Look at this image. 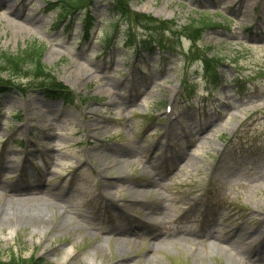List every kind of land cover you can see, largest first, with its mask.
<instances>
[{"label": "rangeland", "instance_id": "1", "mask_svg": "<svg viewBox=\"0 0 264 264\" xmlns=\"http://www.w3.org/2000/svg\"><path fill=\"white\" fill-rule=\"evenodd\" d=\"M110 2L80 40V21L51 29L46 0H0V52L46 43L43 62L77 95L0 96L3 257L264 264V0L132 2L180 26L218 22L201 41L223 60L217 87L201 60L187 65L190 39L160 27L122 21L103 51Z\"/></svg>", "mask_w": 264, "mask_h": 264}, {"label": "trees", "instance_id": "2", "mask_svg": "<svg viewBox=\"0 0 264 264\" xmlns=\"http://www.w3.org/2000/svg\"><path fill=\"white\" fill-rule=\"evenodd\" d=\"M61 4V15H71L78 9L91 5L93 0H57ZM132 0H115L117 8L121 11L122 20H126L131 25L139 24L143 18L150 22L154 21L161 27H167L169 23L156 22L151 17L143 16L130 9V2ZM54 9V8H53ZM67 16V15H66ZM88 22V19L86 20ZM174 24V23H172ZM87 25V23H86ZM183 31L194 42H196L205 31L212 25H216L212 20L202 19L201 21L194 20ZM107 47L112 45V39L108 36L105 40ZM46 46L41 43H33L27 49L14 55L9 52L0 53V72L7 77L0 76V94L6 89H17L20 92L27 93L31 88L38 87L44 90L48 95L64 96L67 101L74 97L71 89L64 83L58 81L57 77L47 69L42 62ZM199 50L194 47L192 49V57H195ZM204 63L209 64L210 60L207 56H201ZM27 79L25 83L23 80ZM219 80L214 81L218 83ZM0 264H51L44 259H24L17 256H11L5 260L0 252Z\"/></svg>", "mask_w": 264, "mask_h": 264}, {"label": "bare ground", "instance_id": "3", "mask_svg": "<svg viewBox=\"0 0 264 264\" xmlns=\"http://www.w3.org/2000/svg\"><path fill=\"white\" fill-rule=\"evenodd\" d=\"M12 15L16 16L15 13H11Z\"/></svg>", "mask_w": 264, "mask_h": 264}]
</instances>
